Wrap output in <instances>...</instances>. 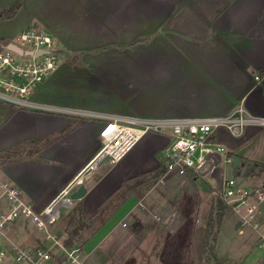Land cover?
Returning a JSON list of instances; mask_svg holds the SVG:
<instances>
[{"label": "rangeland", "instance_id": "1", "mask_svg": "<svg viewBox=\"0 0 264 264\" xmlns=\"http://www.w3.org/2000/svg\"><path fill=\"white\" fill-rule=\"evenodd\" d=\"M9 1L8 6L16 0ZM21 16L23 15L21 14ZM39 27L38 24L31 23L28 24L26 28L35 29ZM21 29L22 26L19 24V18L11 23L0 21V45L3 41L1 38L3 37V39L17 43L15 38ZM156 29L157 28H154V30L157 31L155 34H145L143 32H148L150 29L138 23L136 30H132L131 41L129 43L99 44L105 47L106 51L98 53L96 57L94 56L95 52L88 54L82 51H61L58 46H62L54 37L56 48L60 54L58 70L66 66L74 71H76V69L81 71L87 70L89 74L81 73L77 76L74 73H69L59 75L53 82L52 89L49 92L50 95H52L56 101L66 103L69 106L78 104L84 109H87L85 107L87 106L91 109L124 112L126 115L147 119H161L165 116L175 117L181 114H211L220 109V107L224 105L225 99L221 100L220 103H218V100L222 99L223 96H225L226 99L228 98L226 96L228 94V87L222 85L218 81L216 85L210 87L207 85V79L200 73H210L209 71H213L215 66L218 71V79L220 80L222 78V73L226 71L227 63V68L230 67L232 63L231 59L224 57L213 60L208 58L188 59L173 55V47L171 45H167L162 38H155L164 37L163 30H165V28ZM135 34L139 35L133 36ZM6 40H4V42ZM211 61L214 64L212 63L211 65ZM234 67L238 66L235 65ZM235 70L237 69L235 68ZM236 75L237 72H235V76ZM37 90L38 87L35 92H37ZM199 94L201 98L205 100L202 105H200L199 102ZM258 94H261L262 98H264V80L259 83L257 91L251 95L249 102L254 103ZM255 103L257 104V102ZM256 104L254 110H248L244 102L243 107L248 111L250 116L262 117L264 115V106H257ZM9 108L20 110L12 106H9ZM41 113L45 115L52 114L58 117V119H66L69 123L54 130L51 135L38 138L27 137L20 142L19 140L22 139L23 135H28L27 133L33 131L35 123H31L27 121V119L17 120V117H7L5 114L0 117V176L6 178V173L10 172L11 166L14 167L26 163L30 164L32 165L31 168L24 167L25 169L20 168L16 170L15 177L21 181L25 187L36 190H39L41 185L44 186L46 178L50 174L52 182L54 181L53 186H57V184L73 173L72 168H75L73 166L78 165L81 158L85 156H81L73 166H67L66 159L68 160V158L71 157L63 156V154L56 156L55 152H59L55 150L57 149V144H60L59 142L66 144L65 136H67L69 132L80 127L86 121H93L96 123L103 122L101 119H84L65 113ZM245 134L246 136L244 138L237 139L232 137L225 129H219L217 131L219 141L231 152L234 159H239V163L236 167L231 163H221L218 166L220 176L219 173L214 172L213 177L216 179L218 177L221 179V182L234 178L240 187L249 190L260 188L264 191V126L249 125L245 128ZM98 142H100V139ZM164 142L165 139L162 134L152 130L148 131L116 164L102 163L96 170L84 172L82 174L81 184L93 190L92 194L89 195L88 192V194L83 197V199L86 198L91 200L90 209L98 205L102 197L99 194L103 190L105 182L114 184L115 182L113 183V181L115 179L121 180L128 176L129 172L123 173L124 175L122 174L124 167L130 169L132 165L140 163H142L144 167H147L144 164L145 161L151 160L153 163L154 160H158L159 162L162 161V148ZM98 144L101 145V142ZM70 149L69 147V150ZM90 150H92V147H89L86 151L88 152ZM39 163H46L51 169L57 170L59 178L57 177L56 179L53 177L55 173L48 168L41 167ZM47 165L45 166L47 167ZM160 176L156 179H147V184L134 191L136 195H142L148 187H155V190H157L158 181L161 184V181L167 179L174 196H172L173 194L171 197L168 196L170 198V206L165 204L164 208H166L168 212L171 209L173 210V213H170V215L175 214L177 210L176 200L178 199L182 209L189 211V213H191L190 211H192L193 208L199 209L197 210L196 216L200 224L202 223L200 225L201 229H203V227L205 229V222L211 207L215 206L217 202L214 197H209L211 193L210 185H208L205 179L197 177L194 182L191 181L190 178L187 179L175 175H167L164 179H159ZM133 182L134 180H131L127 182V186L124 184L125 186L121 189L119 188L118 191L110 197L103 210H101V217L97 219L95 224L92 227L80 231V237L75 239L74 242L84 245L86 253L89 252L83 264H131L129 258L125 255H119V253L118 256L115 257L117 259L116 262L110 260L114 257V253L111 251L109 253L101 252L102 249L98 247V243L105 235L107 229L112 226H117V236H123L127 241L131 238L130 228L132 224L128 219L121 221V215L130 207L129 203L125 204L124 202L132 194ZM75 188H77V186ZM111 188L112 186L110 185L106 193ZM104 194L105 193H102V195ZM156 197L157 195L155 198L153 197L154 199L151 201V208L155 213L161 214L163 213V207H161L160 203L164 201H162L160 197ZM83 199L81 200L83 201ZM199 199L203 200V202L199 201ZM81 200H71L68 205L63 206L60 210V217L52 226L51 230L64 236L62 228L65 226L67 214L74 206L81 208ZM260 209L261 218L264 220V201ZM225 210L223 222L226 223L223 233L220 235V242L217 238L212 244V255H214L216 259L212 257L206 249L207 246L203 245V241H201L198 247H194L195 264H216L217 261L220 262V264H264V249L257 247V235L249 228L237 229L234 222V220L237 219V214L227 208H225ZM178 215L179 217L174 219L173 215L170 217V224H172V226L179 223L181 214L179 213ZM105 221H107V224L103 227L102 224ZM151 221L153 224H158V220H156L157 222L154 220ZM151 226L152 225H150V227ZM147 227L149 226L147 225ZM13 229L11 237L22 245L33 244L37 241L36 238L42 237V235L25 224L14 227ZM141 231H147L145 225ZM113 236L115 237L114 234ZM87 240H89V242H87ZM117 241L121 243L123 240L119 241L118 238ZM151 242H154V235L149 233L146 243L142 244V253H132V257L134 258L133 264H152L146 256H141L143 253L145 255V244L148 247V243ZM90 247H93L92 251ZM127 250L129 251V248H127ZM144 257H146L147 260L140 261Z\"/></svg>", "mask_w": 264, "mask_h": 264}, {"label": "crops", "instance_id": "2", "mask_svg": "<svg viewBox=\"0 0 264 264\" xmlns=\"http://www.w3.org/2000/svg\"><path fill=\"white\" fill-rule=\"evenodd\" d=\"M9 2V0H0V9L7 7ZM18 2L21 3V7L16 15L13 18L1 19L0 21L11 23L19 18V24L22 26L21 31L26 29L28 24H38L40 26L39 29L47 30L56 38L57 42L62 46H58L61 51H82L88 54L95 52L94 56L96 57L98 53L106 51V48L99 44L129 43L131 41L132 30H136V26L139 23V25L147 26L150 29L148 32H143L150 35L157 32L154 28H157L156 30L162 27L165 28L163 30L164 37L155 38H162L167 45H171L173 47V55L188 59L208 58L213 60L223 57L231 59L232 63L230 67L227 68V63L226 71L222 73L220 80L218 79V71L215 66L213 71H209L210 73H200L207 79L208 86L211 87L220 82L222 85L228 87V94L226 95L228 98L226 99L223 96L222 99L218 100V103H220L221 100L225 99L224 105L220 109L211 114H181L175 117L165 116L161 119L223 117L232 113L240 102H244L248 110H254L255 102H257V106H264V98H262L261 94L256 96L254 100L255 104L249 102L251 95L257 91L259 83L264 80V0H19ZM138 35L135 34L133 36ZM3 38H1L2 42L6 40ZM212 63L211 61L210 64L212 65ZM235 65L238 67H234ZM235 72H237L236 76ZM69 73H74L77 76L81 73L89 74L87 70L81 71L76 69L74 71L70 67L63 66L38 87L37 92L32 95V99L37 103L49 106L69 109L77 108L110 115H126L124 112L97 110L87 106H85L87 109H84L78 104L69 106L66 103L56 101L49 93L53 82L59 75ZM255 77H259L258 81L255 80ZM198 98L200 105L204 104L205 100L201 98L200 94ZM7 106L0 103V117L5 114L7 117H17V120L27 119V121L35 123L33 131L27 133L28 135H23L22 139L19 140L20 142L27 137L38 138L51 135L54 130L69 123L66 119H58V117L52 114L45 115L41 112L24 111L21 109L13 110ZM259 118H264V115L262 117L259 116ZM101 129V122L86 121L65 136L66 144L59 142L60 144L56 146L57 149L54 147L55 150L59 151L55 152L56 156L63 154V156L71 157L68 160L66 159L67 166H73L81 156L85 155L81 158L78 165L73 166L75 167L74 169L72 168L73 173L57 184V186H53L54 181L52 182L50 174L46 178L44 186L41 185L39 190L25 187L15 177V171L24 167L31 168L32 165L27 163L14 167L11 166L10 172L6 173V178L11 180L22 194L34 203L37 210L43 208L70 182L75 179L82 180V174L84 173L82 171L100 148L98 144L100 142L98 141ZM245 136L246 134H244L243 138ZM163 138L165 139L164 147L167 143V138L165 136ZM69 147L71 148L70 150ZM89 147H92V150L87 152L86 150ZM39 164L41 167L48 168L55 173L53 177L59 178L57 170L51 169L46 163ZM144 164L147 167H144L142 163L134 164L130 169L124 167L123 170L125 171L122 170V174L129 172L127 177L121 180L115 179L113 181V183L115 182L114 184L105 182L104 188L99 194L102 197L98 205L93 209H90L91 200L82 198V212L86 218H92L99 212L98 208L103 202L108 203L110 197L119 188L127 186V182L134 180L131 190L132 194L124 202L125 204L129 203L130 207L121 215V221L128 219L132 224L130 228L131 238L127 241L123 236H117V226H112L107 229L105 235L98 243V247L102 249L101 252H113L114 257L110 260L114 262L117 261L115 257L119 253V255H125L129 258L131 264H133L134 258L132 257V253H142V244L146 243L147 235L152 233L154 235V242L148 243V247L145 244V255L144 253L141 255L146 256L152 264H195L194 247H198L201 241H203L205 230L204 227L201 229L200 225L202 223L200 224L196 216L199 209L193 208L190 211L191 213H189V211L182 209L177 199V210L172 215L174 219L179 217L178 214L180 213L181 218L177 225L172 226L170 224V217H172L170 213H173V210L171 209L168 212L164 206L165 204L170 206V198L168 196L171 197L173 192L170 189L171 186L168 180L164 178L167 175L174 174H164L162 171V161L154 160L153 163L150 160L145 161ZM158 169L161 172L159 179H164L161 181V184L158 181V189L155 190V187H148L142 195L137 196L134 191L147 184V180L145 182L141 180ZM215 172L219 173L220 176L219 170ZM185 178H190L194 182L197 179L191 176ZM203 179L210 185L211 193L209 197H214L213 191L215 190V186L220 185L221 179L218 177L217 179L214 178L213 174L210 175V178ZM209 181H213V184H210ZM110 185L112 188L106 193ZM85 188L87 189V194L88 192L89 195L92 194V188ZM102 193L105 194L102 195ZM156 195V198L160 197L164 201L160 203L161 207H163V213L161 214L155 213L151 208V201ZM199 201L203 202L201 199ZM151 220H158V222L156 221L158 224H153ZM236 221L237 219L234 220L235 224ZM225 223L222 222L217 235L219 242ZM106 224L107 221L102 226L104 227ZM144 225L147 231L142 232L141 229H143ZM150 225L152 226L150 227ZM113 234L117 239L119 238V241H123L121 243L118 242ZM82 246L84 249L85 246ZM127 248H129V251ZM90 249L92 251L93 247H90ZM88 255L89 252L86 253V257ZM146 257L140 261L147 260Z\"/></svg>", "mask_w": 264, "mask_h": 264}, {"label": "built area", "instance_id": "3", "mask_svg": "<svg viewBox=\"0 0 264 264\" xmlns=\"http://www.w3.org/2000/svg\"><path fill=\"white\" fill-rule=\"evenodd\" d=\"M15 39L17 43L8 40L0 45L1 103L24 110L103 120L99 131L100 148L82 172L94 171L102 163L116 164L146 132L152 130L167 138L162 148L164 174L210 177L221 163L233 164L234 160L231 152L219 141V129H225L239 139L244 136L247 126H264V118L250 116L243 102L223 117L177 119L110 115L37 103L32 99L36 88L59 68L60 54L55 39L47 30L39 28L23 29ZM9 44L19 48L21 54L9 49ZM81 183V179L73 180L37 210L15 184L0 176V264L84 263L86 252L83 246L76 242L66 246V236L51 230L60 217L61 208L70 203L71 192ZM213 194L224 208L237 214L236 228H249L257 235V247L264 249V220L260 209L264 191L240 187L234 178H230L220 182ZM24 224L42 237L30 245L16 242L11 237L13 228Z\"/></svg>", "mask_w": 264, "mask_h": 264}, {"label": "trees", "instance_id": "4", "mask_svg": "<svg viewBox=\"0 0 264 264\" xmlns=\"http://www.w3.org/2000/svg\"><path fill=\"white\" fill-rule=\"evenodd\" d=\"M20 7H21V3L16 1L11 5L0 9V20L12 18L13 16L16 15ZM160 175L161 172L160 169H158L148 174V177L143 178L141 181L145 182L147 179H156ZM106 204L107 202H103L100 205L99 212L92 218H86L82 212V209L77 206H74L67 214V220L65 222V226L64 228H62L63 234L66 236L64 244L66 246H70L75 241L76 238L80 237L79 236L80 231L84 230L85 228L92 227L97 221V219L101 217V210H103ZM225 211L226 210L222 206V204L216 202L215 206L211 207V210L205 222L203 245L207 246L206 249L209 251L211 255L213 254L212 244L217 239V235L222 225ZM212 257L216 259L214 255H212ZM216 264H220V262L217 261Z\"/></svg>", "mask_w": 264, "mask_h": 264}, {"label": "water", "instance_id": "5", "mask_svg": "<svg viewBox=\"0 0 264 264\" xmlns=\"http://www.w3.org/2000/svg\"><path fill=\"white\" fill-rule=\"evenodd\" d=\"M8 48L13 50L14 52L21 54V50L13 44H9ZM238 163H239V159L233 160V166L234 167H236L238 165ZM209 182H210V184H213V181H209ZM86 194H87V189L81 184L75 190H73V192H71L70 200H72V201L81 200Z\"/></svg>", "mask_w": 264, "mask_h": 264}]
</instances>
